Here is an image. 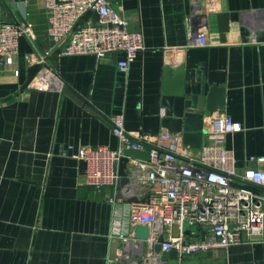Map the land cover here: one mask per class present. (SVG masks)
Returning a JSON list of instances; mask_svg holds the SVG:
<instances>
[{
  "label": "crops",
  "instance_id": "crops-1",
  "mask_svg": "<svg viewBox=\"0 0 264 264\" xmlns=\"http://www.w3.org/2000/svg\"><path fill=\"white\" fill-rule=\"evenodd\" d=\"M192 1H111L129 29L143 36L144 49L122 72L118 52L60 56L47 34L44 0H0V21L30 24L33 39L21 37L12 63L0 64V264H132L127 254L117 257L132 247L108 239L113 188L88 187L86 163L75 154L83 146L116 148L113 115L121 114L129 131H141L144 117L159 115L166 67L205 64L222 74L223 109L214 113L243 127L225 136L224 147L240 172L264 169V163L249 162L264 158V42L257 41L264 32V0H194L206 17L208 45L185 48L190 29L200 24L190 21ZM219 14H237L239 21L221 33ZM38 55L57 83L49 90L22 89ZM203 127L205 134L206 120ZM127 203L118 205L123 213ZM121 219L129 230L126 215ZM159 258L147 264H165L168 253ZM191 260L264 264V242L205 251Z\"/></svg>",
  "mask_w": 264,
  "mask_h": 264
},
{
  "label": "built area",
  "instance_id": "built-area-1",
  "mask_svg": "<svg viewBox=\"0 0 264 264\" xmlns=\"http://www.w3.org/2000/svg\"><path fill=\"white\" fill-rule=\"evenodd\" d=\"M44 6L47 34L58 44L60 56L90 54L101 58L118 52L123 58L117 67L126 72L144 49L142 34L131 31L128 21L108 0H44ZM94 13L98 24L92 20ZM191 13L190 21L198 19L200 24L190 29L185 48L206 47V17L194 0ZM21 37L32 44L30 24L0 21V64L12 63ZM26 60L30 65V57ZM35 64L43 67L28 88L51 89L57 78L48 61L38 55ZM205 120L207 142L196 155L179 134L127 130L121 114L109 119L117 141L114 150L104 146L78 148L75 158L86 163L85 184L97 192L106 187L114 190L108 199L114 213L108 239H119L126 249L132 247L128 252L118 250L117 257L127 254L134 258L132 264H147L150 259L161 261L160 254L174 250L181 263L201 252L264 242V169L248 166L240 172L232 151L224 147L226 135L242 131L240 122L218 112L205 116ZM125 151L146 152L148 159L128 158L129 182L118 188V165ZM249 162L264 163V158L250 157ZM126 200L130 201L123 213L118 205ZM138 225L148 228L145 239L135 238ZM160 236L161 249L156 253L154 245ZM143 244L147 246L145 254Z\"/></svg>",
  "mask_w": 264,
  "mask_h": 264
},
{
  "label": "water",
  "instance_id": "water-1",
  "mask_svg": "<svg viewBox=\"0 0 264 264\" xmlns=\"http://www.w3.org/2000/svg\"><path fill=\"white\" fill-rule=\"evenodd\" d=\"M92 20L98 24V15L94 13ZM238 21L237 14H219V31L228 32L230 23ZM257 41L264 42V32L257 38ZM42 67V64H34L27 69V77L22 89L28 88L29 83ZM221 76L219 72L207 70L205 64H199L196 68L186 67L185 64L173 69L166 67L162 87V112L157 116L144 117L141 132L153 135L159 132L179 134L185 146L195 150L199 149L205 132L204 116L223 109L224 90ZM128 158L148 159V154L140 151L124 152L118 165V174L121 177L118 188L124 187L129 182L126 172ZM148 232V228L143 225L134 228V236L137 239H145ZM161 241L160 236L154 245L156 253L160 252ZM165 264H200V262L186 260L179 263L176 260V252L172 250L168 252V260Z\"/></svg>",
  "mask_w": 264,
  "mask_h": 264
}]
</instances>
